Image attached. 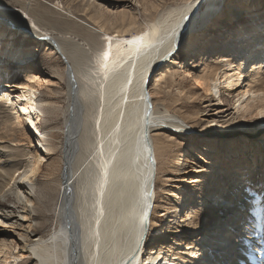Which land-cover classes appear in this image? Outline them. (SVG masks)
Segmentation results:
<instances>
[{"label":"bare ground","instance_id":"6f19581e","mask_svg":"<svg viewBox=\"0 0 264 264\" xmlns=\"http://www.w3.org/2000/svg\"><path fill=\"white\" fill-rule=\"evenodd\" d=\"M248 1L186 0L136 29L125 28L136 15L126 7L113 14L94 7L102 21L98 31L105 37L91 55L92 46L85 47L88 38L56 34L36 20L28 5L0 0V38L9 43L4 47L8 64L23 71L13 75L20 81L0 79V224L5 231L12 228L0 244L6 264H27L20 262L27 252L34 254V264H264V189L257 201L248 198L249 189L257 192L264 186V137L250 145L246 135L264 128V21L254 16L262 0ZM246 8L254 13L243 18L249 20L247 29L226 26L222 33L230 31L238 48L213 50L211 44L203 57L182 66L183 46L198 42L203 30L227 18L242 19ZM109 22L120 27L108 30L104 25ZM14 29L46 40L59 52L63 62L58 56L49 66L57 67L54 71L66 81L57 90L66 104L42 90L50 79L35 72L29 58L37 57L39 44L25 48ZM17 51L26 61L20 62L19 55L13 59ZM189 78L196 86L187 88ZM195 93L204 102L199 111L210 116L201 131H212L201 138L203 153L192 150L207 162L200 165L205 172L184 174L166 188L170 192L164 190L175 198L168 195L158 215L168 214L174 226H160V233H153L161 164L187 172L185 150L173 152V135L196 129L183 113L171 111L169 100ZM43 113L60 116L62 125L59 119L58 125L43 129ZM189 116L197 118L193 112ZM254 124V131L243 128ZM217 129L245 133L221 144L224 156L213 136ZM56 151L57 160L51 158ZM223 156L232 163L226 165ZM175 157L179 164L173 167ZM219 172L224 185L240 174L236 188L222 187ZM204 206L215 208L220 217L204 223ZM39 212L56 222L49 235L36 227L42 224ZM184 221L188 227L180 225ZM216 222L219 229L208 227ZM231 231L234 237L227 244Z\"/></svg>","mask_w":264,"mask_h":264},{"label":"rangeland","instance_id":"374dc122","mask_svg":"<svg viewBox=\"0 0 264 264\" xmlns=\"http://www.w3.org/2000/svg\"><path fill=\"white\" fill-rule=\"evenodd\" d=\"M7 1H9L13 4H18V6H23V4L28 5L30 7V9L32 10L33 15L35 16L36 20L39 21L41 24L48 26L49 28L54 29L56 31V34L60 33V32L64 33V31H65V33L66 34L68 33L67 35H71V38H73V39L74 38H84V37L88 38V41L90 42V44H85V47H87V45L92 46L93 48L91 47L89 54L93 55L95 53L94 50L97 51V49H99L102 46V41L105 37V35L102 33V31H100V30L98 31V28H100V24H102V21H101L100 17L98 16L97 11L95 10L96 7H101L107 13H110V14H113L116 11H119L121 8L126 7L128 9V11H130L131 13L133 12L136 15H135V18L133 19V23L127 24L125 26V28L130 27V28L136 29L139 27H143L148 20H150L154 17H157L158 15L167 11L168 8H170L171 6H175L176 4H178L180 2H184L186 0H19V1L7 0ZM244 3H246L248 5L249 1L244 0ZM248 10L249 9H247V8L242 10V13L244 16H242V19L240 18L241 20L239 19L238 16L233 17L232 19L227 18L226 19L227 21L225 23H223V24L220 23L221 25L216 24V25L212 26L211 28L208 27L207 30H203L202 34H201V38L198 42L196 40L195 42H193V44H191L187 48H186V46H183V48H181L182 54H181V57L179 58V59H181L182 66L189 65L192 63V61L198 59L199 57H203V54L205 53L204 51H206V49L209 46H211V44L215 45L212 48L213 50L216 49L215 48L216 46H218L217 49H226V50L231 49L233 46L235 48H238V44L236 41L237 39H235V42L233 45V41H234L233 38H235V37H233V34H230V31H228L225 34H222V33L225 31L226 26H228V28L234 27L235 30L247 29L246 26H248L247 22L249 20L246 21L243 18H245V17L252 18L251 14H254L252 12H249ZM17 12L23 14V12H21V11H17ZM254 16H255V18H257V20L255 19L256 21H260V22L264 21V18H262V17H264V0H262V4L259 5V7L255 10ZM12 17L13 16L11 15V18ZM27 19H29V18H27ZM130 20L131 19H128L127 22ZM8 25H10V24H8ZM105 26L108 30H115V28L120 27V25L118 23H115V22H109L106 25H104V27ZM10 27H12V26H10ZM220 28H222V29L224 28V30H222V29L220 30ZM14 30H16V36L19 37L20 41L26 43L25 48L30 47L29 44H31V43L39 44V50L37 51V55H36L37 57H35V58L29 57V58H31V62H32L33 66H35V67H33V68H35V72H37L38 74H41L43 76H46L47 78L50 79L49 82H46L47 84L43 85L42 90L44 89L43 91L45 93L47 92V94L50 93L49 95H51V98L53 100H57V101L60 100V103L66 104V100H65L66 96L65 95L62 96V93H59V91H57L58 89H60L61 85L64 86L66 84V81H65V79L61 78L57 72L54 71L55 69H57V67L54 68L52 66H49L50 63L52 64L54 60L58 59L59 55H57V54L59 52H57V50H55L54 48H51V46H53V45H51V43L47 42L46 40L40 41L41 39L39 37L34 36V34L33 35H30V34L27 35L23 31L20 32L17 29H14ZM214 31L216 32V34H215L216 36L212 37ZM234 36L238 37V35H234ZM5 38H3V39L0 38V40H1L0 51H2V52H0V59H1L0 60V73H1L0 79L8 81L10 79L12 80V78L13 79L15 78V81L17 82V81L22 80V78H20L18 76L13 77V75H15V74L20 75L21 72H23V71H21L20 68H18V67H12L8 64V57L10 55L8 56V54H7V48L8 47L7 46H6V48H4V47H5V44L9 45V43H7L8 41H6ZM35 40H37V41H35ZM2 46H3V48H2ZM51 49H54L55 51L51 50ZM233 50H235V49H233ZM19 54L20 53L17 51L15 54V57L12 55L14 58L13 57H11V58L16 59ZM59 57H60L59 59L62 60V62H63L62 57L61 56H59ZM20 58H21V56L19 57L18 60H20ZM2 59H4L7 63L4 66H3ZM23 60L24 59L21 58L20 62H23ZM24 61H26V59ZM159 66H160V64H158V66L156 68H158ZM29 68L31 69V67H29ZM178 68L180 69V67H178ZM154 71L151 73L150 76H152ZM193 86H196L195 81H194V79L189 78L188 83H187V88H191ZM196 88L199 89L198 92H200V93L202 92V89H200L199 87H196ZM195 94L197 96H191V97L185 96V97H182V99H179L177 96L173 95V97H172L173 100H169V103L171 104L170 105L171 111L173 112V111L177 110V111H180V113H183L188 118L189 122L195 123L196 129H190L189 128V131H187V132H177L175 135H173L174 136L173 152L176 154V152L177 151L179 152V150H185L183 153H184V155H186V156H184V157H186V159H185V163H183V166H185V168H186L185 170L187 172H184L181 170H173V169L170 170L169 166L167 167L165 162H163V164H161L162 168H161L160 173H159V175L161 177L159 176L160 178L158 181V189H157L158 194H159L158 201H159L160 205L157 206L158 209L155 213V217L157 216L156 217L157 223L155 224L156 226H155L153 233H160V231H159L160 226L166 227V226L170 225V223L173 224L172 223L173 221L172 222L170 221L171 218H170V216H168V214L163 215V216L158 215L160 213V211H158V210L163 208L162 204H165L166 202H168V200H167L169 197L168 195L173 196L172 193L166 194L164 192V190H168V192H170L171 190L166 189V188L173 187L177 180H181L178 177H181L184 174L192 176V175H196V174L201 175L202 173L205 172V169L200 167V165H202V164L204 165L207 162L205 161V159H202V158L200 159L199 156L196 153L194 154V151H192V150L194 149L198 154L203 153L204 152V146H205V144H204L205 140H202L201 138L204 137V135L209 134L212 131H208V132L201 131V130H204V128L206 126V122H207L204 118L208 117L209 115H203L202 112L199 111V110L205 108L203 106L204 102H203V99L197 93H195ZM59 96H61L60 99H59ZM227 103H229V105H232L230 100H228ZM215 107H218V106H215ZM207 108L208 107H206V109ZM192 112L194 113L195 118L197 117L196 119H194V117L189 116V114ZM39 117H40L41 127L43 129L50 127V126L58 125L57 121H59V119H60L59 125H62L60 116H56V115L52 116V115L43 113ZM44 125H46V126H44ZM254 127H255V124L253 126L249 125L248 127H243V128L248 129L250 131H254ZM54 128L56 130H58L57 127H54ZM217 131L219 133L216 135H213V136H217L218 137L217 140L220 142L219 146H218V148H219L218 154H224V156H225V154H227V151H226L225 146L224 145L222 146L221 144L231 142L232 140L233 141L237 140V139L240 140L241 137L238 135L245 133L243 130H239V129L232 130L231 132L230 131L224 132V131H220L218 129H217ZM246 135H248V137H250L249 139H247V141L251 145L253 143L258 142L260 139H262V138L258 139L259 136L264 137V128H262L259 133L248 132V133H246ZM208 146H209V144H208ZM187 150H189V151H187ZM53 155L57 156L56 160L60 158L59 152H57V151H56V153L52 154V157H51L52 159L55 158ZM173 156H174V154H173ZM224 156H223L222 160H224L226 162V165H229L230 163H232L231 158L226 159L227 156L226 157H224ZM243 159L247 160V157H243ZM176 163L179 164L178 160L175 157V159L172 161V166L175 167L176 165H174V164H176ZM192 165H195L193 170L191 168ZM195 170H197V171H195ZM238 172H240V170H238ZM168 174L170 176L166 177ZM217 175L219 176L220 181L222 182V185H221L222 187L227 186L231 189L236 188V183L238 182L237 177L240 174L238 175V173H237L236 174L237 177L234 178L233 180H231L229 182L230 184H227V185H224V181H225L224 174L219 172ZM166 179H167V181H166ZM210 180H211V178L209 179V181ZM195 182L196 181L192 182L191 184H193ZM183 183H185V182H183ZM186 183H188V181H186ZM242 184L243 183L241 181L240 185L243 186ZM244 188H245V186L242 187V189H244ZM263 189H264V186H262L261 189L257 190V192H255V190H253L252 188L249 189V197L248 198L250 200L257 201V199L259 198V194ZM174 201H176V200H173L172 203ZM247 205L250 206L249 204H247ZM205 209H206L205 214L202 215V217H201L203 219L202 221H204V223H207L209 221L214 222L216 219H218L220 217V215H219L220 213H216L215 208L210 207V206H206ZM38 217H39L40 221H42L41 222L42 224H41V226H40V224H38L36 227H40L41 229L39 231H42V233H44L45 235H47V234L49 235L50 232L53 231L52 229H54L56 226V222H55L54 218L50 216L47 219L46 218L47 216H45V214L43 212H39ZM218 224H219V222H216L212 226H208V227L209 228L214 227V229H219L220 227L218 226ZM180 225L188 227V224L185 221L180 222ZM3 226L4 225L0 224V244L1 245H2V238L9 237V235H10L9 233L12 230V228H8L5 231ZM170 226L171 227L167 228V229H173L174 224L170 225ZM186 227H184V228H186ZM181 228H183V227L181 226ZM230 228L231 227H227L225 229V231H229ZM242 229L244 232L242 231L241 234H245L246 231L244 230V227ZM11 233H12V231H11ZM166 234H170V233L167 232ZM227 235L228 236L225 238L224 241L225 242L228 241L226 243L229 244L230 241L232 242L231 239H233V237H234V236H232L233 232L232 231L230 233L228 232ZM243 241L244 240L242 239L241 242H243ZM148 247H150V246H148ZM227 247H229V246H227ZM232 248H233V246H232ZM5 249H6V251H8V247ZM5 257H6L5 251L1 250L0 251V264H6ZM34 261H35L34 254L31 252H27L24 260H22L20 262H25L27 264H31V262H32V264H34L35 263ZM157 261L161 262V260L159 258L157 259ZM156 264H158V263H156ZM164 264H170V263L166 262ZM172 264H174V263H172Z\"/></svg>","mask_w":264,"mask_h":264},{"label":"water","instance_id":"95a60500","mask_svg":"<svg viewBox=\"0 0 264 264\" xmlns=\"http://www.w3.org/2000/svg\"><path fill=\"white\" fill-rule=\"evenodd\" d=\"M149 78H150V76H149ZM147 97H148V93H147ZM150 158H151V160H152V163H154V159H153L152 155L150 156ZM153 178H154V177H153ZM152 181H153V179H152ZM152 191H153V184H152V186L150 187V190H149V193H148L147 198H148V197L151 198ZM149 198H148V200H149ZM149 203L151 204V201H149ZM150 214H151V210H150V207H149V209H148V210L146 211V213L144 214V222H145V227H144V229H147V227H148V219H149V217H150ZM141 245H142V244H141V241H140V244H139L138 248H140ZM128 262H129V261H127L126 264H128Z\"/></svg>","mask_w":264,"mask_h":264},{"label":"snow or ice","instance_id":"6c2138e0","mask_svg":"<svg viewBox=\"0 0 264 264\" xmlns=\"http://www.w3.org/2000/svg\"><path fill=\"white\" fill-rule=\"evenodd\" d=\"M139 40H142L143 39V37H140V38H138ZM128 43H136V41L135 40H133V41H128ZM105 56H107V54H105ZM261 116H264V111H261Z\"/></svg>","mask_w":264,"mask_h":264}]
</instances>
